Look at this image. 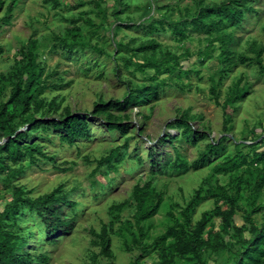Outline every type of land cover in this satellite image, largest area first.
Returning <instances> with one entry per match:
<instances>
[{
	"label": "rangeland",
	"instance_id": "rangeland-1",
	"mask_svg": "<svg viewBox=\"0 0 264 264\" xmlns=\"http://www.w3.org/2000/svg\"><path fill=\"white\" fill-rule=\"evenodd\" d=\"M1 1L0 105L5 102L6 110L17 114L12 124L25 116L21 105L8 98L17 84L25 85L26 70L32 68V87H43L37 98H42L44 105L35 111L31 103L28 111L48 125V129L37 128L30 137L29 142L38 145L34 161L25 153L15 157L9 150L1 148L0 152L1 219L12 234L25 237L24 248L32 256L47 253L45 261L34 259L32 264H241L243 256H237L236 251L251 240L255 227L264 220V181L257 185L251 180L252 172L264 168L259 156L264 150V71L254 61H237L240 54L254 56L250 51L254 41L263 47L264 62V0H245L244 5L252 11H245L238 24L225 20L209 29L186 26L181 34L173 25L181 26L184 10L190 18L196 0H121L123 4L119 0ZM8 5L12 9L3 17ZM113 6L117 10L112 14ZM154 13L163 20L162 28L157 22L151 30L136 26L154 18ZM119 14H128L124 16L128 20H122L128 25L118 29L114 38L126 42L122 46L127 48L116 52L114 40L107 34ZM228 32L232 40L222 42L218 36ZM145 38L157 42L156 57H160V49L174 55L164 61L171 70L161 67L155 73L149 66L144 71L125 66L120 56L142 61L141 56L150 51L129 47V42H145ZM94 44L102 51L91 50ZM222 44L236 62L225 71ZM29 51L35 55L30 67ZM153 75L164 85L148 102L125 108L111 106L119 121L129 124L126 134L109 130L103 115L93 113L99 99L122 100L127 80L148 83ZM236 86L246 88L247 94L224 105L229 90ZM51 99L60 106L56 110L47 107ZM64 107L86 116L89 123L87 137L72 144L62 141L61 130L51 127ZM183 114L188 115L186 134L182 124L176 123ZM226 118L228 122H224ZM26 128L22 124L18 130ZM164 134L170 141L159 142ZM5 140L0 138V144ZM220 140L218 151L195 164L210 141ZM114 149L117 154L97 165L98 159ZM243 156L246 161L242 162ZM135 184L161 197L155 212L141 222L146 230L142 242L150 244L170 226L178 227L175 220L184 224L189 234L203 216L201 261L171 246L174 238L170 236L158 247L145 250L131 241L125 220L132 221ZM60 185L65 200L71 202L62 205L65 217L74 218L70 230L62 228L47 236L44 217L24 203L16 211L8 207L13 187H21L24 196L34 198ZM217 186L224 190L218 191ZM114 204H122L119 211L112 209ZM183 208L189 220L184 219ZM228 210L227 221L219 212ZM103 224L114 230L108 232L112 257L100 253L99 239L91 232H98ZM132 232L137 234L134 229Z\"/></svg>",
	"mask_w": 264,
	"mask_h": 264
},
{
	"label": "trees",
	"instance_id": "trees-1",
	"mask_svg": "<svg viewBox=\"0 0 264 264\" xmlns=\"http://www.w3.org/2000/svg\"><path fill=\"white\" fill-rule=\"evenodd\" d=\"M155 1V0H153ZM245 0H222L218 3L207 2L206 0H196V7L191 12L190 18H187V12L184 10L183 18L180 19L181 26L178 24L173 25V28L178 33H185L184 28L186 26H194L195 28L209 29L215 28L218 24L224 23V21H229L232 23H240L244 17L245 11H252L249 6L244 5ZM119 4H123L121 0L118 1ZM117 2V4H118ZM127 3V2H125ZM2 1L0 0V6ZM97 5V3H96ZM126 6V5H124ZM12 6L8 5L5 9V13L3 17H7V14L11 11ZM116 6L112 7V14L116 12ZM102 11V8L99 10ZM128 14H122L116 16L118 22L114 24L113 30L111 29L107 35L113 38L115 44V51L117 52L121 48H127L126 45L122 46L123 42L120 39H116L114 37L117 36V30L121 27H126L127 23H123L122 20H128V17H124ZM154 18L148 20V22H141L136 26H140L144 30L153 29V24L155 22L160 24V27H163V20L161 18H156L157 14H153ZM211 15H218V19L211 18ZM109 20V19H108ZM103 21H107L106 18ZM75 30H79V27H76ZM183 35V34H182ZM76 34H74V37ZM222 42L232 40L231 33H224L218 36ZM225 38V40H224ZM116 39V40H115ZM132 46H129L134 49H147L150 48L149 52L141 56L142 61L135 60L133 61V56H120V58L124 61L126 67L133 66L138 71H144V69L148 66L153 69L155 73L160 71L161 67H164L166 71L171 70L167 67L164 61H169L170 59L175 58L174 55L170 54L168 51H162L160 49V57H156V53L159 49H157V42L154 38H145V42L143 39L136 42H129ZM225 44L221 45L220 55L221 60L224 61V65L222 66V71H225L230 67V65L236 64L233 61V54L231 51L224 49ZM129 49V48H128ZM91 50L102 51L101 48L94 44L91 46ZM131 50V49H130ZM133 51V50H132ZM250 51L253 53V57L247 56L245 54L238 55V62L244 61H254L260 71H264V62L262 61L261 54L263 51V47L257 45L256 42L252 41L250 44ZM108 54V52L106 53ZM28 60L27 66L30 67L33 63V59H35V55L32 52H27ZM119 57V56H117ZM114 57V60L117 58ZM137 59V58H136ZM116 70V75L119 80H122L121 75L118 69ZM32 68L26 70V78L25 85L21 86L17 84L15 88L12 89L10 96L8 98L9 102H13L16 100L18 104L22 107V113H25V116L20 118L16 124L10 123L13 119L17 118V114L9 113L5 106L6 103H2L0 105V138L6 137L5 143L0 144V152L1 148L10 151L11 156H19L22 154H26L31 160L34 159L33 152L37 150L38 145L36 142H29L30 137L33 135V131L37 128L48 129V125L46 126L39 118L33 116L32 111H28L30 108V104L33 103V108L35 111H39L41 107L44 105V101L42 98H37L43 91V87L35 84V88H33L32 81L34 79ZM152 81L146 83L143 82L141 84H133L132 81L127 80L125 82L126 91L122 98V100H114V101H103L99 99L94 103V111L93 113L102 114L104 119L107 121L106 125L109 130H116L121 134H126L129 129V124L127 122H120L119 116L114 115L110 109L112 105H117L119 107H127L130 104H143L149 101L150 98L155 96L158 93V89L164 85L163 81H157L155 75H153ZM212 84L210 87L211 93H213ZM247 94L246 88H239L238 86L229 90V93L225 99V104L230 102H234L240 100ZM217 102V101H216ZM47 107L49 109H57L59 104L54 105V99L49 100L47 103ZM226 113V112H225ZM187 114H183L180 117V121L178 120L176 123L182 124L183 133H187ZM224 122H228L227 118L224 119ZM26 124V130H18V128L22 125ZM29 127V128H28ZM51 127L61 130L62 135L60 139L68 144H72L76 139H83L87 137L89 132V123L86 119V116L81 115L79 113H71L67 107H64L62 110V115L60 114L57 118L51 121ZM170 137L168 134H164L162 137H159V142H164L169 140ZM28 142V143H27ZM222 146V142L210 141L207 144L206 149L202 152L200 160L198 161L205 162L207 160V156L210 153H214L218 151ZM117 150H111L110 153L101 157L97 161V165L102 163L103 161L109 160L113 155L117 154ZM151 155V154H150ZM259 156L264 159V150L260 152ZM1 159V155H0ZM242 162L246 161L245 156L242 158ZM236 163V162H235ZM158 168V167H157ZM251 180L254 184L259 185L260 182L264 181V168L258 170L256 173L252 172ZM218 191L224 190L223 187L217 186ZM25 191L21 187H13L11 202L8 207L16 211L19 208L20 203H24L27 205L29 210H34L38 213L39 216L44 217L45 225H46V235L52 236L57 231L63 229L70 230L74 225V218L68 217L62 213V205L64 203H71L65 200V196H63V190L61 185L52 190L51 192L43 195L36 196L34 198L24 196ZM195 194H199V189L195 191ZM132 195L135 200V210L132 214V221L126 219L125 223L129 227L131 241L136 245L140 246L143 250L147 246L158 247L160 244L164 243L167 237H173L174 243L171 246H174L176 250L181 252H189L195 257L197 260L201 261L202 256L199 251V245L202 242V239L199 237L204 226L206 220L203 216H201L194 224L193 230L191 233H187L184 230V224L178 223V220H175V225L178 227L170 226L168 231L163 235H160L154 239V241L150 244L143 243L142 240L146 235V230L144 229L141 222L144 219L149 218L159 206L161 201V197L158 192H154V190L144 186L135 184L132 189ZM192 196L191 199H193ZM191 199L189 202H191ZM187 203V206L189 204ZM122 207V204H114L112 209H119ZM181 213L184 216L185 220H189V216L187 213V209L183 208ZM116 218H119L118 212L114 214ZM219 215L223 217L225 220H230L231 211H220ZM2 215L0 214V264H32L34 259L39 262H43L47 259V253L45 251L38 253L36 257L32 256L25 247L26 241L25 237L19 236L17 234H12L4 227V222L2 221ZM250 223H252L250 219ZM134 229L136 233L132 232ZM91 232L99 239L98 244L100 245V253L112 257V251L110 249V236L108 232L113 233L114 230L112 226L103 224L98 232H94L91 229ZM196 239V240H195ZM195 240V242H194ZM95 242L94 244H96ZM194 243V245L192 244ZM126 246L128 244L126 243ZM147 251V250H146ZM237 256L242 255L243 258L239 259L241 264H264V220L259 227H255V231L253 232V236L249 242L245 241L244 246L241 249L236 251ZM96 255L93 254V257Z\"/></svg>",
	"mask_w": 264,
	"mask_h": 264
}]
</instances>
